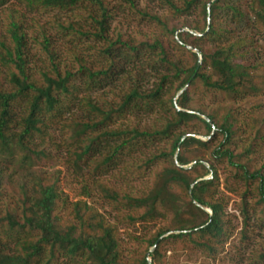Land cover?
I'll return each mask as SVG.
<instances>
[{
  "label": "trees",
  "instance_id": "obj_1",
  "mask_svg": "<svg viewBox=\"0 0 264 264\" xmlns=\"http://www.w3.org/2000/svg\"><path fill=\"white\" fill-rule=\"evenodd\" d=\"M9 1L0 0V8ZM87 1L93 0H20L31 9L60 10L75 8ZM199 2L185 0L181 9L166 0L175 14H188ZM239 2L234 0L225 6L224 0L204 3L200 7L201 26H194L191 31H169L176 48L191 58L187 67L182 68L179 62L171 60L161 42L140 45L158 48L160 62L173 72L171 78L179 81L169 97L171 118L160 130L108 132L100 131V127L108 123L113 113L124 112L132 99L147 103L155 98L169 76L163 78L155 94L143 96L138 90H130L116 110L102 111L85 101L100 121L74 120L68 125L69 135L63 144L77 169L92 160L104 143L127 136L120 145L113 147L111 153L101 154L100 160L93 161L94 172L109 166L131 143L166 139L176 129H192V134L177 135L170 151L155 158H164L167 165L155 174L152 187L145 196L121 195L103 182L93 183L103 200L118 208L141 211L133 221L150 223L170 219L168 227L149 241L153 251L137 264H160L161 250L167 241L186 242L206 254L218 251L228 236L224 204L215 198L220 186V166L233 172L235 179L254 186L258 216L264 220V165L256 168L252 163L255 144L264 140V118L257 112L249 115L253 124L247 131L249 125H239L241 120L234 107L237 100L264 95L262 65L245 62L253 37L234 34L235 27L243 25L264 41V0H247L248 17L240 9ZM106 12L102 8L99 22L103 39H106ZM208 15L210 25L207 30ZM153 19L166 28L158 18ZM230 23L235 24L234 29ZM8 27L11 46L0 43V264H124L118 228L108 223L87 200L69 203L63 198L58 179L39 169L40 161L48 158L47 154L32 147L33 140L47 138L53 125L62 120V97L72 94L74 74L60 72L50 49V40L45 38L43 45L54 74L42 73L41 80L31 76L21 23L11 20ZM207 40L213 43L211 52H204L201 47ZM113 46L108 44L104 52L109 55ZM129 48L134 53L139 49ZM199 57L201 63L198 66ZM112 69L113 65H110L107 69L90 71V77L108 76ZM4 83H8L10 89H5ZM198 88L206 95H217L223 103L205 112L190 108L193 101L190 94ZM181 90L183 92L176 96ZM199 128L206 140L197 138ZM238 142L244 144L236 152ZM224 186L228 187L227 181ZM245 204L246 224L248 210ZM260 259L264 262V254Z\"/></svg>",
  "mask_w": 264,
  "mask_h": 264
},
{
  "label": "rangeland",
  "instance_id": "obj_2",
  "mask_svg": "<svg viewBox=\"0 0 264 264\" xmlns=\"http://www.w3.org/2000/svg\"><path fill=\"white\" fill-rule=\"evenodd\" d=\"M169 1L181 9L184 7L185 0ZM211 1L215 0H200L188 14H175L166 0H93L69 10L31 9L20 0H10L0 8V43L11 46L9 22L19 21L25 34L26 60L31 76L41 80L42 73L54 74L50 57L44 49L45 38L50 40V49L60 72L74 74L71 79L72 94L62 97V120L53 125L47 138L33 140L32 147L47 154L48 158L40 161L39 169L58 179L63 198L69 203L79 199L87 200L108 223L118 228L121 261L124 264H137L144 256H149L153 251V248H149V241L168 227L170 219L150 223L133 221L141 211L118 208L103 200L96 193L93 183L103 182L121 195L145 196L152 187L155 174L167 165L164 158H155L162 152L170 151L177 135L192 134V129H176L166 139L131 143L120 151L109 166L94 172L93 161L100 160L101 154L111 153L113 147L120 145L121 140L127 139V136L104 143L101 152H97L92 160L77 169L72 165L70 154L63 144L69 135L68 125L74 120L100 121L84 104L85 101H90L102 111L116 110L130 90H138L143 96L155 94L163 78L169 76L155 98L147 103L137 98L132 99L124 112L113 113L108 123L100 127V131L108 132L160 130L171 118L169 97L179 81L171 78L173 72L160 62L158 48L149 49L140 45L161 42L171 60L179 62L182 68L189 66L191 58L176 48L169 31H191L192 27L201 26L203 19L200 7ZM229 1L234 0H224L226 3L223 5L230 3ZM239 1L240 9L248 17L250 13L247 0ZM102 8L107 10L106 39L100 37ZM153 18L162 21L166 28ZM234 25L229 24L233 29ZM235 28V35L253 37L252 46L247 48L249 52L245 56V62L261 64L264 70V41L261 36L255 35L247 26ZM108 44H114L110 56L104 52ZM129 46L138 47V52L134 53ZM201 47L204 52L214 49L213 43L208 40ZM194 52L197 50L194 49ZM110 65H113V69L108 76L90 77V71L107 69ZM81 66L86 69L81 70ZM4 84L5 89H10L8 83ZM178 94L179 92L176 96ZM190 95L193 99L190 108L195 110L205 112L223 103L217 95H206L200 88ZM234 107L241 120L239 125H249V131L253 124L249 115L257 112L264 118V95L237 100ZM198 133L200 135L197 138L206 140L201 135L202 129L199 128ZM245 135L241 137L242 140ZM218 141L219 138L215 143ZM243 144L237 143L236 152L241 150ZM255 145L252 163L256 168H261L264 165V140L257 141ZM219 179L220 186L215 198L224 204V220L228 229L226 240L220 244L215 254L202 253L186 242L167 241L161 250L160 264H264L260 259V255L264 254V220L258 216V199L254 186L235 179L234 173L224 166L219 167ZM226 181L228 187L224 186ZM244 203L248 210L246 224ZM67 212L68 210L64 211L65 216Z\"/></svg>",
  "mask_w": 264,
  "mask_h": 264
},
{
  "label": "water",
  "instance_id": "obj_3",
  "mask_svg": "<svg viewBox=\"0 0 264 264\" xmlns=\"http://www.w3.org/2000/svg\"><path fill=\"white\" fill-rule=\"evenodd\" d=\"M208 14H209V5H208ZM209 25H210V20H209V15H208V25H207V30L209 29ZM206 30V31H207ZM200 63H201V59H200V61H199V63H198V66L200 65ZM187 86H188V84H187ZM186 89V87L183 89V90H185ZM183 90H181L180 92H179V94H178V96L183 92ZM210 124H211V122L210 121H208ZM212 125V124H211ZM175 161H176V157H175Z\"/></svg>",
  "mask_w": 264,
  "mask_h": 264
}]
</instances>
